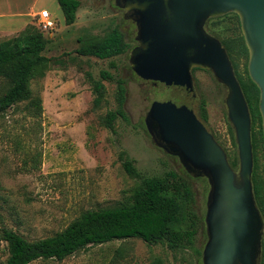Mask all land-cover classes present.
Returning a JSON list of instances; mask_svg holds the SVG:
<instances>
[{
  "label": "rangeland",
  "instance_id": "rangeland-1",
  "mask_svg": "<svg viewBox=\"0 0 264 264\" xmlns=\"http://www.w3.org/2000/svg\"><path fill=\"white\" fill-rule=\"evenodd\" d=\"M80 1L77 19L71 25L66 24L58 0L39 1V8H46L56 25L51 32H43L51 40L45 54L59 57L60 62H52L30 81L33 96L42 101L40 110L22 101L0 115V264L9 256L8 243L1 236L4 227L30 240L51 236L86 210L131 202L144 178L165 177L170 172L177 174L167 191L180 204L177 225L197 229L194 246L172 249L166 241L149 244L141 238H128L89 246L63 260L38 259L30 264H203L209 182L189 174L177 156L155 144L145 116L153 101H172L187 105L201 117L204 101L208 119L202 121L223 146L229 161H237L238 170V146L226 105L228 90L211 71L200 68L193 71L196 95L185 87L140 78L129 60L136 45L135 23L125 18L115 0L104 5L99 0ZM115 26L132 45L126 54L100 59L75 52L90 41L103 39ZM208 26L220 39L243 34L238 17L232 13ZM6 40L0 37V42ZM236 61L246 76L248 58L244 55ZM103 70L114 78L103 79ZM88 73L107 88L99 107L94 106L96 95ZM119 79L126 87L122 106ZM9 85L7 78L0 77V97ZM120 107L126 117L119 114L114 128H108L107 113ZM122 153L132 161L138 177L128 174ZM258 165L257 178L264 186L263 148L258 150ZM186 186L191 187V195Z\"/></svg>",
  "mask_w": 264,
  "mask_h": 264
},
{
  "label": "water",
  "instance_id": "water-1",
  "mask_svg": "<svg viewBox=\"0 0 264 264\" xmlns=\"http://www.w3.org/2000/svg\"><path fill=\"white\" fill-rule=\"evenodd\" d=\"M137 24L130 65L146 81L185 87L196 95L193 70L211 71L227 90L228 119L238 146L235 170L223 146L193 109L153 101L145 116L155 144L177 156L194 177L207 178V242L203 264H262L264 219L253 185L252 117L242 85L209 18L236 13L249 50L248 72L260 89L264 133V0H115Z\"/></svg>",
  "mask_w": 264,
  "mask_h": 264
},
{
  "label": "trees",
  "instance_id": "trees-1",
  "mask_svg": "<svg viewBox=\"0 0 264 264\" xmlns=\"http://www.w3.org/2000/svg\"><path fill=\"white\" fill-rule=\"evenodd\" d=\"M58 2L64 11L66 24H74L81 7V1L58 0ZM232 14L238 17L240 23L238 14ZM238 40L240 43H237ZM221 41L233 62L250 109L255 158L254 193L257 203L264 213V186L257 178L258 150L264 149L262 117L259 110L260 89L249 75L248 61L245 67L246 76H243L238 70L239 63H237L236 57L245 55L249 60V50L243 34L234 38L221 39ZM50 42L51 40L44 35L43 31L38 30L34 25H29L18 36L0 42V77L7 78L10 83L9 88L0 97V115L22 101H28V106L35 110L42 108L41 99L32 94L30 81L38 71L43 73L44 69L52 62H60L59 57L47 56L44 53ZM131 47L125 33L120 27L115 26L103 39L90 41L89 44L83 45L75 52L85 56L109 59L126 54ZM63 54H70V52ZM196 69L199 68H195L193 71ZM101 75L103 79L112 80L114 78L107 70H103ZM87 76L96 95L94 106L99 107L107 88L101 80L95 79L90 73ZM118 88L119 103L122 106L125 101L126 87L121 79L118 80ZM200 110V119L207 120L208 115L204 101ZM119 114L126 117L122 107L107 113L105 124L108 128H114V122ZM257 122L260 124L259 130H256ZM233 137L235 139V133H233ZM121 159L128 174L138 177L139 173L132 161L126 159L123 153ZM230 164L234 169L238 165L237 161L230 162ZM176 176V173L170 172L165 177L144 178L135 188L131 202L113 207L86 210L65 229L51 236L30 240L21 233L4 227L1 236L8 243L9 256L2 264H30L38 259L63 260L89 246L128 238H141L149 244L166 241L172 249L186 245L194 246L197 229H184L177 225L180 204L175 197L167 194V191L172 187L171 179ZM186 191L188 195L192 194L190 186H186Z\"/></svg>",
  "mask_w": 264,
  "mask_h": 264
},
{
  "label": "crops",
  "instance_id": "crops-1",
  "mask_svg": "<svg viewBox=\"0 0 264 264\" xmlns=\"http://www.w3.org/2000/svg\"><path fill=\"white\" fill-rule=\"evenodd\" d=\"M39 1L0 0V37L18 36L29 25L37 24V14L46 9L39 8Z\"/></svg>",
  "mask_w": 264,
  "mask_h": 264
},
{
  "label": "built area",
  "instance_id": "built-area-1",
  "mask_svg": "<svg viewBox=\"0 0 264 264\" xmlns=\"http://www.w3.org/2000/svg\"><path fill=\"white\" fill-rule=\"evenodd\" d=\"M37 25L43 32H51L56 26L51 13L47 9H43L37 14Z\"/></svg>",
  "mask_w": 264,
  "mask_h": 264
},
{
  "label": "flooded vegetation",
  "instance_id": "flooded-vegetation-1",
  "mask_svg": "<svg viewBox=\"0 0 264 264\" xmlns=\"http://www.w3.org/2000/svg\"><path fill=\"white\" fill-rule=\"evenodd\" d=\"M100 2H101V4L102 5H104L108 0H99ZM222 16H224V15H222ZM222 16H218V17H212V18H209L208 20H207V22H206V24H205V26H206V29H207V31L209 32V33H211V34H213L212 32H211V29L209 28V23L212 21V20H214V19H217V18H220V17H222ZM133 21V20H132ZM134 22V21H133ZM135 23V25H136V27H137V24H136V22H134ZM214 36H215V34H213ZM217 37V36H216ZM220 39V38H219ZM221 40V39H220ZM136 41V40H135ZM138 44V42L136 41V45ZM135 45V46H136ZM199 117V116H198ZM257 201V200H256ZM258 204V203H257ZM259 206V205H258ZM259 209H260V211H261V214H262V216H263V219H264V213H263V211L261 210V208L259 207ZM263 244H264V236H263ZM264 256V255H263ZM262 260H263V258H262ZM263 263V262H262Z\"/></svg>",
  "mask_w": 264,
  "mask_h": 264
}]
</instances>
